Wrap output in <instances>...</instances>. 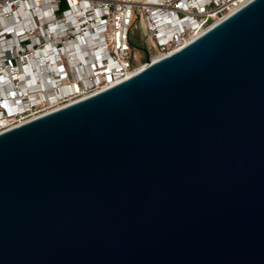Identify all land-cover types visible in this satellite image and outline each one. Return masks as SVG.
Here are the masks:
<instances>
[{"label":"water","instance_id":"1","mask_svg":"<svg viewBox=\"0 0 264 264\" xmlns=\"http://www.w3.org/2000/svg\"><path fill=\"white\" fill-rule=\"evenodd\" d=\"M0 134V264H264V0Z\"/></svg>","mask_w":264,"mask_h":264},{"label":"built area","instance_id":"2","mask_svg":"<svg viewBox=\"0 0 264 264\" xmlns=\"http://www.w3.org/2000/svg\"><path fill=\"white\" fill-rule=\"evenodd\" d=\"M251 1L0 0V134L148 66L133 54L137 31L154 62Z\"/></svg>","mask_w":264,"mask_h":264},{"label":"rangeland","instance_id":"3","mask_svg":"<svg viewBox=\"0 0 264 264\" xmlns=\"http://www.w3.org/2000/svg\"><path fill=\"white\" fill-rule=\"evenodd\" d=\"M133 54H135V56L141 57L142 61H146L147 60V55H146V43L145 40L142 36V32L141 31H137L136 35H135V40L133 43ZM144 66H141V68Z\"/></svg>","mask_w":264,"mask_h":264},{"label":"bare ground","instance_id":"4","mask_svg":"<svg viewBox=\"0 0 264 264\" xmlns=\"http://www.w3.org/2000/svg\"><path fill=\"white\" fill-rule=\"evenodd\" d=\"M160 59H162V56H157V57H155L154 58V62L155 61H158V60H160ZM145 67H147V65L146 66H144V67H140V68H138L135 72H133L132 74H130L129 76H128V78H131L132 76H134V75H136L137 73H139L140 71H142ZM127 78V79H128ZM119 83V82H118Z\"/></svg>","mask_w":264,"mask_h":264},{"label":"trees","instance_id":"5","mask_svg":"<svg viewBox=\"0 0 264 264\" xmlns=\"http://www.w3.org/2000/svg\"><path fill=\"white\" fill-rule=\"evenodd\" d=\"M66 8H67V4H63L62 11L65 10Z\"/></svg>","mask_w":264,"mask_h":264}]
</instances>
